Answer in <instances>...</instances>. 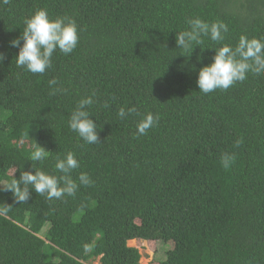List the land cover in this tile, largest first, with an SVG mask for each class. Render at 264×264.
<instances>
[{
	"label": "trees",
	"instance_id": "obj_1",
	"mask_svg": "<svg viewBox=\"0 0 264 264\" xmlns=\"http://www.w3.org/2000/svg\"><path fill=\"white\" fill-rule=\"evenodd\" d=\"M41 8L73 18L79 42L33 74L17 67L10 42ZM197 17L229 31L183 53L177 32ZM242 35L264 40V0L0 4V264H140L139 250L128 246L134 240L169 244L160 264H264V73L207 94L196 83L213 48H235ZM93 93L86 110L100 142L88 144L68 120ZM121 107L136 111L121 119ZM148 113L159 123L139 135ZM36 144L50 152L35 166L57 176L55 157L75 153L74 196L49 200L29 186V200L17 202L7 190L22 171H34ZM226 154L234 158L228 168ZM82 172L90 185L80 184Z\"/></svg>",
	"mask_w": 264,
	"mask_h": 264
},
{
	"label": "clouds",
	"instance_id": "obj_2",
	"mask_svg": "<svg viewBox=\"0 0 264 264\" xmlns=\"http://www.w3.org/2000/svg\"><path fill=\"white\" fill-rule=\"evenodd\" d=\"M9 3L10 0H0V4ZM23 23L22 34L10 43L11 46L19 49L15 58L17 67H22L33 74H44L52 67L54 52L59 50L68 55L74 51L79 42L78 25L69 16L53 18L47 9L41 8L26 17ZM187 24L188 29L177 32L176 35V44L183 53L192 54L196 46L204 44V37H209L211 41L219 43L224 40V33L229 31L228 26L222 21L209 23L198 17L188 19ZM213 49L215 54L212 62L199 69L196 81L199 91L205 94L217 89L227 90L237 82L242 83L249 73L256 75L264 73V40L262 39H249L242 35L235 48L222 44ZM4 58V55L0 53V61ZM48 83L54 86L58 84V80L52 79ZM63 91L66 89L55 88V92ZM94 95L95 93L80 99L68 120V127L88 144L100 142L97 124L86 110L94 103ZM107 106L105 104V107ZM135 111L134 107L128 109L127 112L124 107H121L118 115L123 119ZM159 119V115L146 114L137 124L138 134L145 135L151 127L159 123ZM240 143L241 141H237L236 146L238 147ZM33 148L29 159L33 162L34 171H22L19 179H12L7 186V190L13 192L16 201L29 200L31 196L29 186L37 194L46 195L49 200L60 199L64 195L74 196L79 185L71 177V172L80 167L75 153L69 151L63 156L55 157L54 169L62 173L57 176L35 166L36 162L43 163L50 151L40 144L34 145ZM233 159L227 154L224 155L221 158L223 167H230ZM79 182L87 186L92 181L87 173L82 172L79 175ZM85 248L87 250V246Z\"/></svg>",
	"mask_w": 264,
	"mask_h": 264
},
{
	"label": "rangeland",
	"instance_id": "obj_3",
	"mask_svg": "<svg viewBox=\"0 0 264 264\" xmlns=\"http://www.w3.org/2000/svg\"><path fill=\"white\" fill-rule=\"evenodd\" d=\"M26 144L27 142H23V145ZM128 246L139 250L142 257L140 264H160L161 261H164L167 258V253L171 247L169 244L165 245L162 242L137 240L129 242ZM88 264H100V260L94 259Z\"/></svg>",
	"mask_w": 264,
	"mask_h": 264
},
{
	"label": "bare ground",
	"instance_id": "obj_4",
	"mask_svg": "<svg viewBox=\"0 0 264 264\" xmlns=\"http://www.w3.org/2000/svg\"><path fill=\"white\" fill-rule=\"evenodd\" d=\"M132 242V241H131Z\"/></svg>",
	"mask_w": 264,
	"mask_h": 264
}]
</instances>
